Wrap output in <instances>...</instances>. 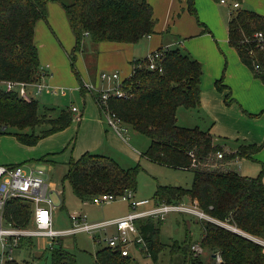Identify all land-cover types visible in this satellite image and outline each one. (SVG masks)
Returning <instances> with one entry per match:
<instances>
[{"label":"trees","instance_id":"obj_1","mask_svg":"<svg viewBox=\"0 0 264 264\" xmlns=\"http://www.w3.org/2000/svg\"><path fill=\"white\" fill-rule=\"evenodd\" d=\"M233 1L240 3L242 0ZM51 2L63 6L75 35L71 59L82 50L86 37L95 43H137L154 33L156 20L148 0H0V83L40 79L41 63L35 43V28L39 20L47 18ZM187 3L190 13L198 17L195 0H187ZM257 32L264 34V15L236 7L228 22L229 44L236 49L241 62L264 82V49L258 46ZM160 50L164 54L162 72L147 68L145 58L137 59L133 62L134 72L122 83V89L131 97H112L108 100V108L124 124L150 138V145L144 152L149 160L193 171L190 188L158 184L155 201L165 199L177 203L187 196L197 199L205 213L230 227L203 220L200 247L202 251L208 250L220 256L219 262L208 263L202 259V253L192 249L194 243L191 239L182 243L161 242L164 220L146 217L137 221L146 243L140 251L150 256L154 264H161V254L170 256L169 264H264V246L250 237L264 240V167L255 178L242 176L227 167L229 162L252 158L262 145L244 142L237 150L230 151L217 142L209 130L179 125L178 108H199L201 105L202 65L178 48ZM140 64L142 67L138 66ZM75 73L84 94L87 89L78 71ZM216 86L219 90L227 88L223 75L216 81ZM94 96L100 108L99 95ZM225 101L227 104L234 101L231 92ZM74 119L71 108L57 111L48 107L40 113L37 99L27 102L0 84V134L10 127L19 142L33 146L41 139L66 129ZM45 125L48 127L39 134L35 133L36 128ZM28 129L30 133L26 132ZM218 152L223 154L222 157L218 158ZM139 169V165L125 168L111 157L85 152L68 162L65 178L79 199L91 201L104 193L121 195L135 192ZM32 211L30 202L11 198L4 209L6 223L27 227L31 224ZM23 246L32 249L34 238H21L19 247ZM45 250L38 258L34 257L33 262L12 259L5 264H35V260L45 259L47 252L49 264H79L76 254L68 250L62 240L45 247ZM94 259V264H139L133 255H123L120 250L107 245L97 250Z\"/></svg>","mask_w":264,"mask_h":264},{"label":"crops","instance_id":"obj_2","mask_svg":"<svg viewBox=\"0 0 264 264\" xmlns=\"http://www.w3.org/2000/svg\"><path fill=\"white\" fill-rule=\"evenodd\" d=\"M261 1L264 2V0ZM148 2L153 7L154 18L156 20L154 33L145 36L148 44L151 45V49L146 47L141 50V55L135 54V50H139L138 46L143 38L137 43L102 41L98 43L94 42L92 45L87 44L86 47L84 45L83 48L87 50H89L88 47L90 46L91 48L89 51H92L93 54H91L92 52L90 54L89 52L86 53L84 50L82 53L83 57H87H85L83 65L80 64L77 54L75 55L78 59L76 62L79 63L78 75L80 79L84 83L105 86V83L101 81L99 77L100 73L105 71H119L121 79L125 80L131 76L134 67L133 62L137 59H143L155 50L171 48L174 44L185 45L186 49H188V53L199 60L202 65L201 105L196 109L204 121V124L203 122H196L193 126L186 122L188 120L181 123L179 108L177 110L178 124L187 127L197 126L202 130H209L215 140L224 144L230 151L237 150L244 142L262 145L260 151L253 154L252 158H243L227 164L228 168L237 171L242 176L258 177L264 167V82L255 76L249 66L241 62L236 49L229 44L228 31L225 32L222 27L223 23H220L222 22V17L216 3L213 0H195V7H197L196 9L199 15H201L200 18L203 20L201 21L203 24L200 25L198 21L195 20L196 18L194 19L192 17L193 14L188 10L187 0H148ZM251 2L252 0H245L246 4ZM258 5L259 9L256 11L264 15V7L261 6V4ZM238 7H241L240 3ZM246 9L249 8L246 7ZM203 10H205L207 14ZM231 14L229 19L231 18ZM73 34L63 6L58 2L49 3L47 18L39 20L35 28V43L39 50L41 68L48 73L47 76L43 77V81L47 83V86L41 93H37L35 97L37 100L39 96H43L44 94H47V96L50 95V89L54 90L56 88L60 90L61 88H67L66 85H68L71 90H78L81 92L80 80L78 85L75 84V80L73 79L70 80V84H66L67 81L60 73V64L64 61L63 56H68L71 59L70 53L72 50L69 51V48L71 47V49H73L76 43V38ZM168 34H170V37H168ZM166 37L169 39L166 40ZM182 39L183 41H181ZM184 39H186V42ZM219 53H222V55H219ZM208 56H214V61L209 59ZM224 57H226V61ZM224 65L225 68L223 70ZM221 75H224V84L227 87L224 88V90H219L216 86V81L221 78ZM63 81L66 82L60 84ZM230 92L234 101L227 104L225 98ZM87 95L92 97L95 104H93L91 100L93 105H88ZM82 99V109L77 106L82 113V117L77 120L79 124L76 134H79V137L77 138V136L74 135L75 140L73 141L75 144L72 146V149L74 150L75 146L78 147L79 141L82 138L89 136L90 143L85 147H81L77 155L86 150L98 151L99 148L103 147L105 144L109 149L121 152L120 150L128 137H121L107 125V122L103 120V113L92 93L85 92L82 94ZM73 105L75 104H71V106ZM71 126L72 124L62 131L41 139L38 143L40 144L48 140L58 141L64 134L67 135L66 140H68L74 133L69 130ZM17 142L19 141L17 140ZM38 143L36 145H38ZM63 147L64 146H62V148ZM58 149V146L49 148V152L42 155V157L46 156V161L55 163ZM118 163L121 166L124 165L122 167L127 168L126 164ZM0 164L15 163L9 160L8 155L0 152ZM188 171L194 176L193 171ZM262 180L264 182V174ZM50 185L57 189L55 183ZM177 185L178 183H176L174 187H177ZM151 200L152 202L155 201L154 196ZM184 200L186 202L193 201V199H190L188 196L184 197L181 201ZM82 202L88 204L90 201ZM183 213L196 216L188 212ZM54 214L55 211L53 216ZM196 217L200 220L201 237L199 240H193L192 238L191 240L193 243L200 245V240L203 237L202 222L205 219L198 216ZM113 230L114 229H112V231ZM238 231L244 235H248L241 230ZM250 237L259 241L264 246V240L253 236ZM37 240L38 244L35 239L34 243L42 249L49 244V239L46 237H37ZM205 252L209 254L210 260L207 261L208 263L216 260L212 257L213 254L210 251L204 250L202 253ZM39 255L41 254L37 253V256ZM219 261L220 256L218 255L217 262Z\"/></svg>","mask_w":264,"mask_h":264},{"label":"rangeland","instance_id":"obj_3","mask_svg":"<svg viewBox=\"0 0 264 264\" xmlns=\"http://www.w3.org/2000/svg\"><path fill=\"white\" fill-rule=\"evenodd\" d=\"M218 11L221 15V19L223 23L222 27L224 28L225 32L228 31V20L230 14L236 9L234 7L233 0H220L216 1ZM224 2V3H223ZM253 2V3H252ZM251 3L246 4L245 0L240 2L241 7H247L249 9L257 10L258 4L264 7V2L261 0H252ZM257 4V5H256ZM197 8V7H196ZM206 14L207 12L203 10ZM202 11V12H203ZM203 12V14H204ZM192 15V14H191ZM197 15H192V17L198 21H203L201 15L197 11ZM200 19V20H199ZM199 25V24H198ZM200 26V25H199ZM228 33V32H227ZM74 35V34H73ZM151 35V34H150ZM74 37V36H73ZM170 37V34H168ZM166 37L165 39L168 40L169 38ZM176 38V37H175ZM74 39V38H73ZM183 41V39L181 40ZM186 42V39H184ZM91 40L85 38L82 43V51H78L76 54L79 57L80 64L83 65L85 61V57H83V52H89L90 46L88 47L89 50L83 48L84 45L86 47L87 44L92 45ZM166 43V42H165ZM67 44V43H66ZM139 50H135L136 55H141V50L143 48L148 47L151 49V45L148 44L146 37L141 40L140 45L138 46ZM171 48H178L182 52L188 53V49H186L185 45H172ZM71 51V47L69 48ZM97 52V51H96ZM95 53V52H94ZM227 53V52H226ZM93 54V52L91 53ZM222 55V53H219ZM64 61L60 64V73L63 75V78L67 81H63L60 84H70V80H75V84H79V78L77 77L75 71H79V63L76 62L78 59L75 56L74 59H70L68 56H63ZM209 59L214 61V56H208ZM226 61V57H224ZM225 65L223 67V70ZM75 70V71H74ZM58 75V73H57ZM224 76V75H223ZM222 77V75H221ZM225 79V78H224ZM59 82V80H58ZM106 85V83H105ZM65 86V85H64ZM67 88L59 89H50V95L44 94L43 96L38 97L40 113H42L45 108L54 107L57 111L62 109H67L71 107V104H75L82 109V94L78 90H71L69 89L68 85ZM100 86V85H99ZM88 105H93L95 102L92 100L90 95L86 96ZM93 101V104L91 102ZM94 107V106H93ZM50 114V112H48ZM47 113V114H48ZM52 113V112H51ZM180 113V122H185L189 124H196V122H203L198 110L196 108H179ZM54 115V114H52ZM103 120L106 121V117L102 114ZM76 119V118H75ZM69 129L73 131V135L66 140L67 135L64 134L60 140H48L42 143H38L36 146H26L19 142H17L14 129L8 127L5 129V132L0 134V152L8 155L9 160H11L15 164H23L24 166L28 167H43L48 175H49V183H55L58 190H62L64 194L62 195L64 199L65 206L57 209L54 214V227L57 229H64L70 227V218L69 215L72 213L83 212L87 214V218L89 222L94 221H105L114 219L117 217H121L126 215L130 211L131 200H142V199H151L154 196L156 191L157 185H167V186H177L181 188H190L193 183V174L188 170H183L180 168H174L166 165H162L156 162L149 160L145 155L144 152L150 145V138L145 134L134 130L130 125H126L128 132L124 133L125 136L128 137L125 144L121 148V152L117 150L109 149L106 144L103 147L99 148L98 151L96 150H86L85 152H92L103 154L105 156L114 158L116 161L120 162L121 164H126L128 167H134L139 165L140 169L137 176L138 181V188L136 193L133 192L132 197L130 200H123L122 198H118L111 202H106L104 204L96 203L94 201H90L88 204H84L74 193L71 187V183L68 179L65 178V175L68 171V162L71 159H78L83 153L78 154V151L81 147H85L90 143L89 136L82 138L79 141L78 147H74V135L79 137V134H76L77 127L79 121L75 120ZM195 122V123H194ZM194 126V125H193ZM48 126H41L36 128L35 133L39 134L40 131ZM3 128V127H1ZM31 130H27L26 132L30 133ZM76 138V139H77ZM64 144V145H62ZM59 147L57 150L58 153L56 154L55 163L46 161V156H43V160H40L42 155L49 152V148L52 147ZM62 146H64L62 148ZM36 158V159H34ZM124 166V165H122ZM53 199L55 202H58V196L54 193ZM196 216L188 215L187 213H183L180 211H170L166 214L164 221L161 224V231H160V240L163 243L171 244L173 242H184L185 239H193L199 240L201 237V224L200 220H198ZM112 233V229L108 228L107 233L104 231H99L94 235L87 231L78 232L74 235H69L63 238L64 246L76 254L77 260L79 264H94V256L98 249L104 247L106 242L104 238L107 234ZM37 243V238H34ZM38 244V243H37ZM195 244V243H194ZM197 244V243H196ZM1 241H0V252H1ZM45 248H40L38 245L30 249L27 246L18 247L13 251V258L19 262H33V258L37 257V253L42 254L45 252ZM209 253V252H208ZM132 254L136 258L139 264H154L152 258L145 254H142L138 247L132 248ZM202 259L204 261H209V254L202 253ZM162 259L160 261L161 264H169L170 256L162 255L160 256ZM217 261V259H216ZM50 256L49 253H45V259L42 260H35V264H49Z\"/></svg>","mask_w":264,"mask_h":264},{"label":"built area","instance_id":"obj_4","mask_svg":"<svg viewBox=\"0 0 264 264\" xmlns=\"http://www.w3.org/2000/svg\"><path fill=\"white\" fill-rule=\"evenodd\" d=\"M238 6L239 3L234 2V7ZM255 38L258 46L264 49V34L257 32L255 33ZM163 58V51L160 49L155 50L145 57V66L149 69L162 72ZM138 66L142 67V64ZM47 75L48 73L43 68H40L39 80L31 82L6 80L1 81L0 84L6 91L15 92L18 97L30 102L36 99L37 93H41L47 86V83L43 81V77ZM99 77L101 81L106 83L105 86H97L92 83H84V85L87 92L99 95L100 109L106 117L107 125L121 137H124V133L128 132L127 127H125L126 124L115 113L109 110L108 100L112 97L128 99L131 95L122 89L123 80L119 71H105L100 73ZM70 108L74 112V118L79 120L81 118V110L75 105ZM222 155L221 152L217 154L218 158L222 157ZM54 193L58 196V202H55L53 199ZM62 195V190H58L50 185L49 175L43 167L29 166L28 168L23 164H0V241L2 248L0 252V264H5L8 260L14 259L12 255L13 251L20 246V240L23 237H46L49 239L48 246H52L63 240L64 237L78 232L87 231L94 235L99 231L107 233L108 228L114 230L104 238L106 245L120 250L123 255H133V247H138L140 250L146 247L137 221L146 217L164 220L166 214L170 211L192 213L202 219L216 221L222 225L229 226L205 213L199 207L197 199H193L192 202L184 200L177 203H170L165 199L153 202L151 199H142L131 200L130 211L126 215L110 220L89 222L86 213H72L69 215L70 227L57 229L54 227L53 213L63 206L64 199ZM132 195L131 192L121 195L104 193L95 196L92 201L104 204L118 198L130 200ZM11 198H21L32 204L33 211L29 226H13L6 223L4 209L7 201ZM232 229L238 231L235 228ZM192 249L196 253L203 252L200 245L197 244L192 245Z\"/></svg>","mask_w":264,"mask_h":264},{"label":"water","instance_id":"obj_5","mask_svg":"<svg viewBox=\"0 0 264 264\" xmlns=\"http://www.w3.org/2000/svg\"><path fill=\"white\" fill-rule=\"evenodd\" d=\"M235 231H236V230H235ZM212 257H213L214 259H217V258H218V254L214 253V254L212 255Z\"/></svg>","mask_w":264,"mask_h":264}]
</instances>
